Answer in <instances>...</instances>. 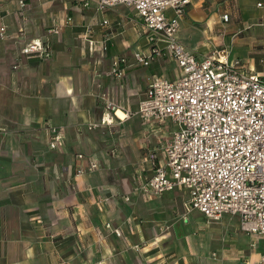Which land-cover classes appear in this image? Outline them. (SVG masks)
Returning <instances> with one entry per match:
<instances>
[{
	"label": "crops",
	"instance_id": "obj_1",
	"mask_svg": "<svg viewBox=\"0 0 264 264\" xmlns=\"http://www.w3.org/2000/svg\"><path fill=\"white\" fill-rule=\"evenodd\" d=\"M184 15L178 39L197 58L225 51L264 76V0H191ZM0 33V264H259L264 237L237 217L189 211L182 187L140 191L174 120L101 123L107 100L138 112L154 78L183 75L169 54L136 60L155 44L133 7L0 0ZM38 40L47 53H22ZM116 58L127 61L122 78ZM92 162L100 168L76 175Z\"/></svg>",
	"mask_w": 264,
	"mask_h": 264
},
{
	"label": "built area",
	"instance_id": "obj_2",
	"mask_svg": "<svg viewBox=\"0 0 264 264\" xmlns=\"http://www.w3.org/2000/svg\"><path fill=\"white\" fill-rule=\"evenodd\" d=\"M80 1L100 12L117 5L133 7L155 44L150 56L137 54L136 60L149 65L153 57L169 54L183 74L177 81L154 78L138 112L121 110L115 101L105 102L103 125H113L116 119L123 122L133 114L178 124L173 138L161 147L165 161L158 164L157 155L150 154L154 173L140 191L158 196L182 187L190 192L189 211L197 210L210 220L237 217L243 232L264 237V76L240 72L225 51L216 50L200 60L180 43V22L191 0ZM229 18L223 17L225 22ZM38 52H48L41 40L28 43L22 50L23 54ZM114 61L112 72L122 78V65L127 61ZM61 138L57 134L51 147L56 148ZM99 168L92 162L76 175ZM114 233L120 234L119 230ZM258 263L264 264V254Z\"/></svg>",
	"mask_w": 264,
	"mask_h": 264
},
{
	"label": "bare ground",
	"instance_id": "obj_3",
	"mask_svg": "<svg viewBox=\"0 0 264 264\" xmlns=\"http://www.w3.org/2000/svg\"><path fill=\"white\" fill-rule=\"evenodd\" d=\"M121 113H122V112H121ZM118 114H119V113H118ZM123 115H124V114L122 113V116H121V117H123Z\"/></svg>",
	"mask_w": 264,
	"mask_h": 264
}]
</instances>
